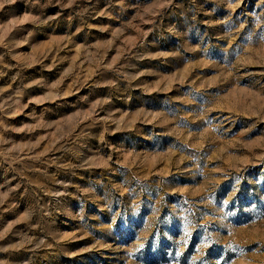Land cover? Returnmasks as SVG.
Returning a JSON list of instances; mask_svg holds the SVG:
<instances>
[{"label":"rangeland","instance_id":"1","mask_svg":"<svg viewBox=\"0 0 264 264\" xmlns=\"http://www.w3.org/2000/svg\"><path fill=\"white\" fill-rule=\"evenodd\" d=\"M0 264H264V0H0Z\"/></svg>","mask_w":264,"mask_h":264}]
</instances>
